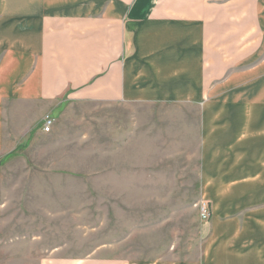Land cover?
I'll return each instance as SVG.
<instances>
[{
	"label": "crops",
	"instance_id": "crops-1",
	"mask_svg": "<svg viewBox=\"0 0 264 264\" xmlns=\"http://www.w3.org/2000/svg\"><path fill=\"white\" fill-rule=\"evenodd\" d=\"M75 103L196 108L203 264H264V0H0V157Z\"/></svg>",
	"mask_w": 264,
	"mask_h": 264
},
{
	"label": "rangeland",
	"instance_id": "rangeland-1",
	"mask_svg": "<svg viewBox=\"0 0 264 264\" xmlns=\"http://www.w3.org/2000/svg\"><path fill=\"white\" fill-rule=\"evenodd\" d=\"M52 118L25 155L0 157V264H203L196 108L75 103Z\"/></svg>",
	"mask_w": 264,
	"mask_h": 264
},
{
	"label": "built area",
	"instance_id": "built-area-1",
	"mask_svg": "<svg viewBox=\"0 0 264 264\" xmlns=\"http://www.w3.org/2000/svg\"><path fill=\"white\" fill-rule=\"evenodd\" d=\"M54 123V119L51 118L50 116H45L44 120H43V128L42 131L44 133H48L50 131V129L52 128ZM207 204H205L204 202H201L199 205V217L202 221H206L209 219L210 217V212L206 206Z\"/></svg>",
	"mask_w": 264,
	"mask_h": 264
}]
</instances>
